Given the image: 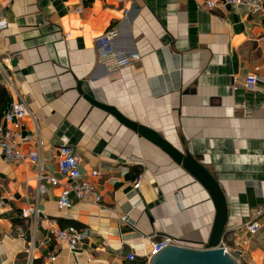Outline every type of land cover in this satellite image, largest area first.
Returning <instances> with one entry per match:
<instances>
[{
	"label": "crops",
	"instance_id": "0c3cea01",
	"mask_svg": "<svg viewBox=\"0 0 264 264\" xmlns=\"http://www.w3.org/2000/svg\"><path fill=\"white\" fill-rule=\"evenodd\" d=\"M210 1L0 0V58L31 112L14 141L38 156L11 159L0 149V264H148L152 239L206 242L214 209L203 186L91 100L199 156L225 195L221 243L239 264H264V6ZM110 26L114 49L139 54L113 71L94 43ZM250 71L258 79L247 88ZM6 91L0 124L9 127ZM60 143L74 147L99 202L69 194L71 205L57 208L68 181L57 168ZM27 205L33 219L21 215ZM250 219L259 222L253 232ZM67 224L82 232L74 251L51 234Z\"/></svg>",
	"mask_w": 264,
	"mask_h": 264
},
{
	"label": "built area",
	"instance_id": "2783aa9c",
	"mask_svg": "<svg viewBox=\"0 0 264 264\" xmlns=\"http://www.w3.org/2000/svg\"><path fill=\"white\" fill-rule=\"evenodd\" d=\"M221 2L231 5L242 4L252 11L261 10L264 6V0H221ZM205 5L210 6L212 5V2L210 0H205ZM75 9H78V7ZM4 26L5 20L0 17V29ZM115 35L116 28L110 26L94 37L99 61L104 65L107 71H113L121 66L127 65L139 57V54L136 52H126L114 49L113 38ZM261 43L264 46V38ZM4 62H7V60L5 58H0V82L10 91L13 95V99L9 101L1 114V117L10 124L9 127L0 124L1 152L7 158H28L31 161H37L38 156L35 152L24 153L20 151L15 144L14 136L17 133L19 120L25 116L31 117V112L24 99H22L15 89L6 69L3 67ZM257 79V74L250 71L245 75L244 84L247 88H251ZM260 79L264 80V75L260 76ZM56 153L58 172L68 179V181L61 186L60 191L57 194L55 200L57 208H66L71 205L69 194H72L76 200H90L95 203L99 202L101 199L99 190L92 181L81 176L78 167L79 161L74 147L67 143H60L56 147ZM96 174L97 171L95 169L90 171L91 176ZM47 181L51 184L57 183V179L53 175H49ZM138 181V178L134 181V187H137ZM39 189L42 190V186H40ZM35 214L36 208L34 205H27L21 208V215L23 217H31L33 219ZM244 225L249 232H253L259 226V222L255 219H250L246 221ZM51 234L58 242L64 244L69 251H74L76 249L82 237L81 230L72 224L53 227L51 228ZM170 243H173V239L166 235L150 240L147 256L152 255L156 250ZM222 247L226 251H229L228 247L225 245L222 244ZM54 257V255H51L49 258L53 259ZM127 257L131 259L133 258V254L128 252Z\"/></svg>",
	"mask_w": 264,
	"mask_h": 264
},
{
	"label": "water",
	"instance_id": "95a60500",
	"mask_svg": "<svg viewBox=\"0 0 264 264\" xmlns=\"http://www.w3.org/2000/svg\"><path fill=\"white\" fill-rule=\"evenodd\" d=\"M91 102L110 111L122 123L158 145L176 163L181 164L203 186L212 202L214 209L212 223L207 240L202 247L166 244L150 255L148 264H239L228 251L223 249L221 243L227 219L225 195L215 177L199 161V156L192 155L186 150L179 151L154 130L125 118L114 108L93 100Z\"/></svg>",
	"mask_w": 264,
	"mask_h": 264
},
{
	"label": "trees",
	"instance_id": "16d2710c",
	"mask_svg": "<svg viewBox=\"0 0 264 264\" xmlns=\"http://www.w3.org/2000/svg\"><path fill=\"white\" fill-rule=\"evenodd\" d=\"M8 98V93L5 87L0 83V106L5 102ZM224 239V236H223Z\"/></svg>",
	"mask_w": 264,
	"mask_h": 264
}]
</instances>
